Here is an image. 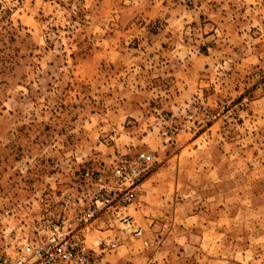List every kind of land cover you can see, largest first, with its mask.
<instances>
[{
    "label": "rangeland",
    "instance_id": "rangeland-1",
    "mask_svg": "<svg viewBox=\"0 0 264 264\" xmlns=\"http://www.w3.org/2000/svg\"><path fill=\"white\" fill-rule=\"evenodd\" d=\"M138 150L115 205L84 171ZM45 223L92 264H264V0H0V255Z\"/></svg>",
    "mask_w": 264,
    "mask_h": 264
},
{
    "label": "built area",
    "instance_id": "built-area-1",
    "mask_svg": "<svg viewBox=\"0 0 264 264\" xmlns=\"http://www.w3.org/2000/svg\"><path fill=\"white\" fill-rule=\"evenodd\" d=\"M151 153L138 150L121 154L112 166L113 177L108 181L97 172L85 170L84 174L97 184L98 194L108 193L109 201L113 200L115 205H124L134 199L140 181L151 170ZM124 212L120 213L122 229L139 235L141 228L133 227L132 220ZM91 215L90 213L89 216ZM41 227L43 228L39 227L38 230L42 235L27 241L25 251H19L14 256L0 255V264H92L81 228L74 229L53 223H45Z\"/></svg>",
    "mask_w": 264,
    "mask_h": 264
}]
</instances>
